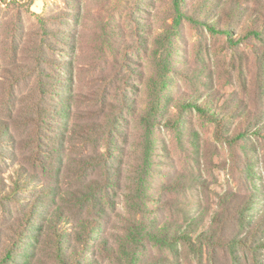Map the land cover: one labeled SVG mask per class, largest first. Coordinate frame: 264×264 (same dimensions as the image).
<instances>
[{
	"label": "rangeland",
	"instance_id": "obj_1",
	"mask_svg": "<svg viewBox=\"0 0 264 264\" xmlns=\"http://www.w3.org/2000/svg\"><path fill=\"white\" fill-rule=\"evenodd\" d=\"M0 124V257L264 264V0H0Z\"/></svg>",
	"mask_w": 264,
	"mask_h": 264
},
{
	"label": "trees",
	"instance_id": "obj_2",
	"mask_svg": "<svg viewBox=\"0 0 264 264\" xmlns=\"http://www.w3.org/2000/svg\"><path fill=\"white\" fill-rule=\"evenodd\" d=\"M212 29L214 31H218L214 26H212ZM49 44H51V43H49ZM38 66H40V62H38ZM62 104H64V102H62ZM191 106L198 108L202 112H205V110H206V107H204L202 105V103H200L199 101H197L195 103L194 102L188 103L186 105V107H191ZM184 107H185V105H184ZM148 118H149V121L151 124L147 125L149 129L147 130V132L145 134V147H146L145 150H146V153H145V156L143 158V164H144L143 171H141V172L139 171V173H140L139 174L140 175L139 181H141V186L142 185L145 186V182L146 181L148 182V177L150 175L151 167H152L153 150L155 148V144L157 141L155 130L153 129L154 128L153 122L155 121V119H154V115L152 114V112L149 113ZM4 135H5V127L1 126V124H0V142H2ZM18 182L19 181H15L16 187L12 188L13 193L9 192V191H5L4 189H0V202H3L4 200H10V199L16 200V193L15 192H17V188L19 185ZM147 182H146V184H147ZM145 188L147 189L148 185H146ZM139 189H140V193H142L144 187L140 188V186H139ZM44 202H45V204H49V201H44ZM52 216L53 217L50 218V220H51L53 225H54V222L57 225V224H59V222L64 217L66 218V216L64 214H62L61 212H59L57 210L52 211ZM192 222L193 223H191L187 227H180V228H177V226H173L170 223H166L164 225L159 226V231H156L154 228H149L148 230H146V233H148L151 238L157 240L158 242H162V243L168 244V243H173L177 240H183V241L190 242L192 240L193 233L195 232L193 230V228H194L193 225L195 222H194V220ZM78 228L82 229L81 231L77 230L75 232L76 235H78L76 240L80 242L82 240V238H84L85 236L88 237L90 235L89 230L91 229V227H88V226L83 224V225H80V227H78ZM27 231L30 232V229L28 228ZM172 231H174V235L172 234ZM21 234L22 233H20V235ZM18 241H20V240L18 239ZM14 242H15L14 238H11V240H8V243L5 247L6 250H4L2 252V256L0 257V263L1 264H23L22 263L23 258L21 260H18L14 256L16 247L19 244V243L15 244ZM260 244L264 246V242H261ZM57 259H58L59 264H74L76 262L75 261L76 257L74 255V253L72 251H70V249H68V248L66 249L65 245H62V243H61V249L59 250Z\"/></svg>",
	"mask_w": 264,
	"mask_h": 264
}]
</instances>
